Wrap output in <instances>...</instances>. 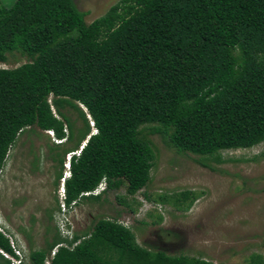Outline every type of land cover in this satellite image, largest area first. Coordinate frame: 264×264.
Segmentation results:
<instances>
[{
    "label": "trees",
    "instance_id": "1",
    "mask_svg": "<svg viewBox=\"0 0 264 264\" xmlns=\"http://www.w3.org/2000/svg\"><path fill=\"white\" fill-rule=\"evenodd\" d=\"M86 14L74 0H0V63L26 58L0 67V174L24 132L73 143L50 146L54 185L65 155L83 145L65 182L70 206L99 200L85 193L102 180L106 192L146 187L156 159L150 135L208 168L226 161L224 150L264 142V0H118L90 23ZM144 195L180 210L197 199L190 190ZM60 231L44 247L30 245L22 264H216L143 247L109 217L84 235ZM0 249L18 257L1 230ZM10 263L0 252V264Z\"/></svg>",
    "mask_w": 264,
    "mask_h": 264
},
{
    "label": "rangeland",
    "instance_id": "2",
    "mask_svg": "<svg viewBox=\"0 0 264 264\" xmlns=\"http://www.w3.org/2000/svg\"><path fill=\"white\" fill-rule=\"evenodd\" d=\"M117 1L74 0L87 13L88 23ZM1 2L9 7L14 0ZM24 62L26 58L16 54L0 67L12 68ZM67 113L76 127L82 126L77 112ZM149 137L156 159L146 187L134 195L127 194L125 187L102 191L99 200L85 199L70 207L61 185L67 175L65 164L59 184L54 185L59 168L50 146L59 143L68 147L73 143L61 142L41 130L22 133L8 152L0 174V223L15 250L26 257L30 245L44 247L57 227L62 236L73 231L84 235L99 218L109 217L130 227L137 242L150 250L201 257L216 264H247L251 255L264 259V142L251 148L224 150L226 161L208 168L195 161L197 155L176 153L159 135ZM183 190L197 196L188 210L148 200L144 195ZM159 215L162 220L154 224Z\"/></svg>",
    "mask_w": 264,
    "mask_h": 264
},
{
    "label": "clouds",
    "instance_id": "3",
    "mask_svg": "<svg viewBox=\"0 0 264 264\" xmlns=\"http://www.w3.org/2000/svg\"><path fill=\"white\" fill-rule=\"evenodd\" d=\"M92 126H93V123H92ZM94 127V126H93ZM95 130V129H94ZM49 134L53 135L50 131H48ZM60 141V140H59ZM62 142V141H61ZM85 142H83L84 144ZM83 145H81V148L78 149L77 151H74V152H70L68 153V156H67V159L65 160L64 164H65V172L67 173V175H65L61 181V185H62V189H63V192H64V201H65V182L67 179L70 178L71 176V166H70V162H71V158L72 156L74 155H78L80 153V150L82 149ZM106 184L105 180H102V182L98 185V187L93 191V192H88V193H85V195H89V194H94V195H99L102 191H106V185L105 187L101 188V185L102 184ZM101 189V191L99 190ZM71 207V206H70ZM66 212V208L64 210ZM4 224L3 223H0V226L2 227ZM68 225H71L70 223ZM3 228V227H2ZM71 232V229L68 230V233ZM20 251V250H19ZM17 254V253H16ZM9 255V254H8ZM18 257H13L11 255L8 256L9 259H11V263L10 264H15V260L16 259H19L21 262L20 264L23 263L24 259H25V255L24 253H20V254H17ZM7 257V256H5Z\"/></svg>",
    "mask_w": 264,
    "mask_h": 264
},
{
    "label": "built area",
    "instance_id": "4",
    "mask_svg": "<svg viewBox=\"0 0 264 264\" xmlns=\"http://www.w3.org/2000/svg\"><path fill=\"white\" fill-rule=\"evenodd\" d=\"M0 230L3 231V233L6 234V232L3 230V228H2L1 226H0ZM15 251H16L17 254H20L19 249L15 250ZM0 252H1L4 256H7V257L9 256L7 253H5V252H4L3 250H1V249H0ZM20 262H21V261H20L19 259H16V260H15V264H20Z\"/></svg>",
    "mask_w": 264,
    "mask_h": 264
}]
</instances>
